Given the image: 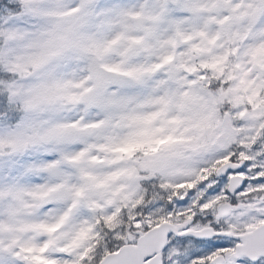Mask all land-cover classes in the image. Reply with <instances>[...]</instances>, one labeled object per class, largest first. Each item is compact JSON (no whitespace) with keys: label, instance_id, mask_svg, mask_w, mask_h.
<instances>
[{"label":"snow or ice","instance_id":"6c2138e0","mask_svg":"<svg viewBox=\"0 0 264 264\" xmlns=\"http://www.w3.org/2000/svg\"><path fill=\"white\" fill-rule=\"evenodd\" d=\"M0 264H264V0H0Z\"/></svg>","mask_w":264,"mask_h":264}]
</instances>
